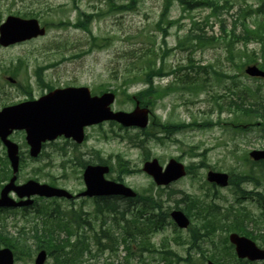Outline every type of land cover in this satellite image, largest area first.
Listing matches in <instances>:
<instances>
[{"label":"rangeland","instance_id":"rangeland-1","mask_svg":"<svg viewBox=\"0 0 264 264\" xmlns=\"http://www.w3.org/2000/svg\"><path fill=\"white\" fill-rule=\"evenodd\" d=\"M209 1L217 2L218 8L213 10ZM164 2L0 0V24L14 15L35 18L46 29L42 36L0 45V108L38 99L56 88L86 86L93 95L113 92L114 111H130L135 102L152 111L145 132L104 121L89 126L81 144L58 138L35 158L28 154L24 131L13 132L10 139L19 145L21 157L17 180L34 179L77 192L84 188L80 165L102 160L110 165L106 178L122 179L118 181L139 194L159 199L164 211L178 208L188 212L190 219L189 227L180 229L169 218L163 229L149 237L153 249L129 253L118 240L115 252H99L94 238L101 229L109 227L110 234L121 238L119 228L113 227L120 214H95L89 198L69 202L35 197L26 210L0 209V247L7 243L8 232L17 236L23 225L31 235L27 247L17 252L15 264H34L38 242L32 227L37 223L40 235L43 222L66 224L70 231L66 226L56 230L61 240L85 241L89 249L80 256L81 264H166L164 256L170 254L165 250L182 258L170 264H206V258H219L224 264H264L241 263L225 240L235 231L264 247V201L263 207L257 201L264 195V161L248 158L249 151L264 149V80L243 71L248 64L261 63L257 38L247 37L243 30L244 26L254 30L257 21L264 22V0H193L190 9L173 0L166 13ZM79 18L88 30L76 27ZM150 59H156V67L163 60L166 75L152 76L159 88L153 97H137L149 82L140 72L125 79L130 76L126 69ZM184 73L190 74L193 85L186 77L180 80ZM250 102L258 113L247 117L240 106ZM166 121L183 125L169 126ZM146 156L162 165L178 158L189 173L159 188L141 168ZM125 168L133 171L124 173ZM209 169L228 173L234 183L218 187L207 182ZM241 173H250L256 180L250 177L242 183ZM10 176L0 141V188ZM206 204L216 205L217 225L205 223L211 219L204 217ZM245 213L249 218L243 226L233 227L234 218ZM44 264H55L54 259L48 255Z\"/></svg>","mask_w":264,"mask_h":264},{"label":"water","instance_id":"water-1","mask_svg":"<svg viewBox=\"0 0 264 264\" xmlns=\"http://www.w3.org/2000/svg\"><path fill=\"white\" fill-rule=\"evenodd\" d=\"M45 33L37 19L20 18L9 15L0 24V44L8 46ZM244 72L252 77L264 78V70L257 65H247ZM114 94L105 92L100 95H91L86 86L56 88L36 100L24 101L18 104L5 106L0 109V139L6 147L7 157L12 168V176L0 191V207L26 206L33 203L32 195L43 197L72 196L63 188L54 187L35 180H27L22 184H15L19 169L18 145L9 139L14 130H24L25 140L29 145V154L36 157L42 143L51 141L58 136L72 138L76 143L84 139V127L98 124L103 121L114 120L122 126H137L144 128L148 121V109L136 103L129 112L112 111ZM250 157L254 160L264 159V150H253ZM143 170L150 175L156 184L166 185L185 175L184 165L170 159L163 168L153 158L143 164ZM109 171L107 165L88 164L83 172L86 189L79 195L104 196L122 195L134 197L136 193L120 182L108 180L104 174ZM206 178L219 186L228 183V175L224 172L210 170ZM14 191L19 198L25 200L15 201L8 193ZM171 217L175 223L185 228L189 224L188 218L180 210H173ZM230 242L235 245L239 258L247 257L250 260L264 259V248H259L250 239L236 233L229 235ZM46 251L41 249L36 254L34 264H43ZM0 264H14L12 251L5 247L0 248ZM207 264H215L208 261Z\"/></svg>","mask_w":264,"mask_h":264},{"label":"trees","instance_id":"trees-1","mask_svg":"<svg viewBox=\"0 0 264 264\" xmlns=\"http://www.w3.org/2000/svg\"><path fill=\"white\" fill-rule=\"evenodd\" d=\"M172 1L173 0H165L164 2L165 13L168 10V7ZM177 1L185 9L192 8L191 2H193V0H177ZM207 5L212 7L213 10H216L218 8L217 2L214 1L207 2ZM82 16L88 17V15L85 13H82ZM65 23L69 24V22H65ZM83 24L84 23L80 18L76 21V27L88 30L87 27ZM73 26H75V24ZM243 31L245 32L247 37L252 35L255 39L257 38L256 41L259 43L257 49L259 50L260 52L259 55L261 57L260 67L264 69V22L257 21L254 30L247 29L246 26H244ZM232 36H235V34L232 33ZM163 63L164 62L162 60V62H160V65L156 67V59H150L141 66L132 65V70L126 69V72L130 73V76H128L125 79H131L133 77H136V75H138V73L140 72L141 74H143L144 80L149 82L148 88L139 91L138 93L135 94V96L141 97L143 95L145 96L152 95L153 97L158 92L159 88L154 86L152 76L166 75L165 71H163L164 70ZM189 75H190L189 73L182 74L180 80H183L186 77L188 80H190V84L193 85L194 83L192 82H194V80L190 78ZM163 96L164 95H161V97ZM157 97H160V95L157 94ZM129 98L133 100L132 96H130ZM149 104H151V102L147 101V105ZM255 105L256 104H254V102L252 103L250 102V104L247 107H243V105H241L240 108H244L242 109L241 114L247 117H251L252 114L258 113V108H255ZM169 126L171 125L169 124ZM173 126L178 127L180 125L175 124ZM123 172L131 173L132 170L125 168ZM240 175H241L240 177L241 181L250 178L248 175H245L243 173H241ZM254 180H256V178ZM231 183L232 184L234 183V179L231 180ZM118 199L119 197L98 198L96 200V213L98 215H103L104 213H108V214L112 213L113 215L120 214L123 216V211H121L120 213L118 212V201H117ZM122 201L126 203V207L128 206V211H130V214L127 218L118 219L113 224L115 230L119 228L120 231L119 235L121 236V238H118L117 236H113L112 234H110L109 227L107 229H101L100 230L101 235L99 236L98 234H95V238H94L95 245L97 246L98 249L97 251L103 252V250L109 249L110 251L115 252L117 249L118 240L120 243L123 244L124 248L129 253L134 252V249H138L141 252L144 250L153 249L154 245L150 241L149 236L151 235L152 232L161 229L168 221V217L166 215L168 213L167 211L163 210V205L161 204V201L159 199L153 198L150 195L145 196L139 193L135 198L122 199ZM260 201H264V197L259 198L258 202L261 203ZM192 203L193 206H196L197 204L194 201H192ZM204 208H206V215H204V217L209 216L210 214L209 209H212V206L203 205L202 209ZM215 220H216L215 215H212L211 219L210 220L208 219L206 221L207 226L209 227L210 225H212L215 222ZM102 222L104 223L105 221L103 220ZM121 223L122 226H119V224ZM235 224L240 225L241 221L237 220L235 223L233 222V227L235 226ZM24 226L25 225L21 226L20 229L17 231V236H12L8 232L5 238L3 237L5 240H7V243H4L3 245L13 249L16 258H18L17 252L22 251L27 247V244L25 242L31 237V235L26 232V228ZM62 226H66V224L61 225L60 223L55 224V223L43 222V225L40 228L42 230V234L39 235L38 234L39 227L38 224L36 223L32 227V231L34 232L32 237L35 238L36 241L38 242L37 245L38 248L43 247L49 252L50 257L54 259L55 264H81L80 256L83 254L85 250L89 249L88 245L85 243V241H81L79 242L80 244H76L75 242L70 243V238H66L63 240L59 239V235L56 230L57 229L61 230ZM66 229H67L66 231H70L68 226H66ZM193 229H191V232L193 231ZM164 253L170 254L164 256V259L168 260L166 264L172 263L173 257H175L176 260L182 259L174 251L168 250L165 251ZM215 261L224 264L219 258L218 260Z\"/></svg>","mask_w":264,"mask_h":264},{"label":"flooded vegetation","instance_id":"flooded-vegetation-1","mask_svg":"<svg viewBox=\"0 0 264 264\" xmlns=\"http://www.w3.org/2000/svg\"><path fill=\"white\" fill-rule=\"evenodd\" d=\"M88 127H85V138H86V129H87ZM58 138H63L64 140H66V141H68V142H70L71 144H76L71 138H65V137H63V136H60V137H58ZM57 138V139H58ZM56 140V139H55ZM54 140V141H55ZM49 142H45V143H43L42 144V147H41V151H40V153L42 152V149L48 144ZM39 153V154H40ZM28 154H29V150H28ZM39 154L37 155V156H39ZM87 165V163H85V164H81L80 166H81V168H82V181H83V170H84V168H85V166ZM25 182V181H24ZM24 182H22V183H24ZM22 183H20L18 180L16 181V184H22ZM84 184V183H83ZM50 185H53V184H50ZM53 186H57V185H53ZM57 187H62V186H57ZM62 188H65V187H62ZM85 188V187H84ZM84 188L83 189H81V190H79V191H77V192H75V191H70L69 189H67V188H65V189H67V190H69L70 192H72L73 194H75L73 197H71V198H66V197H61V198H49V199H60V200H66V201H69V202H74L75 200H78V199H85V198H89V199H93V201H94V203H96V200L98 199V197H93V196H80V195H78L81 191H83L84 190ZM9 196L10 197H12V198H14L16 201H19L20 199L18 198V196H17V194L15 193V192H10L9 193ZM38 198V197H37ZM44 199H46V198H44ZM34 200H35V198H34ZM36 201V200H35ZM22 209H24V210H26V208L25 207H21ZM73 211H76V210H74V209H72Z\"/></svg>","mask_w":264,"mask_h":264}]
</instances>
